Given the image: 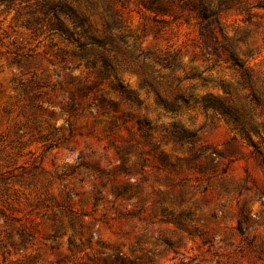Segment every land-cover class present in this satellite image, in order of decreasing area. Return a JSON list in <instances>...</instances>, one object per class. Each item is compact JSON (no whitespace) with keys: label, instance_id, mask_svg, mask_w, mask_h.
<instances>
[{"label":"rangeland","instance_id":"rangeland-1","mask_svg":"<svg viewBox=\"0 0 264 264\" xmlns=\"http://www.w3.org/2000/svg\"><path fill=\"white\" fill-rule=\"evenodd\" d=\"M109 1L103 75L46 0H0V264H264V0H212L207 48L195 15Z\"/></svg>","mask_w":264,"mask_h":264},{"label":"trees","instance_id":"trees-1","mask_svg":"<svg viewBox=\"0 0 264 264\" xmlns=\"http://www.w3.org/2000/svg\"><path fill=\"white\" fill-rule=\"evenodd\" d=\"M46 6L52 14L48 26L53 34H59L70 43H73L79 50L81 56L88 59V63L96 66L101 62L103 75L109 74L115 70L112 60H110L103 52L110 51L107 49L109 44L117 42L115 32L121 29L118 13L113 12L114 5L109 0H46ZM121 7H126L129 0H114ZM131 1V0H130ZM136 6L144 8L146 11L154 13L158 16L177 17L178 11L184 14L188 12L200 19L201 37L205 48L208 47L207 36H210L209 22L218 14L212 8V0H134ZM101 5L103 19L106 25V35L100 36L90 22L89 13ZM64 16L73 21L74 27H68ZM158 24L164 23L162 20H156ZM80 29V30H79ZM118 40L123 41L124 36H120ZM96 48L100 49L97 50ZM94 59H91V58ZM231 60L235 66L242 68V62L236 53L231 54ZM123 93L127 92V88L119 83L118 86ZM204 109L221 112L225 117H231L234 123L239 122L238 115L225 101H215L211 96L204 100ZM241 132L248 138L249 133L246 129ZM253 143V141H251ZM254 144V143H253ZM257 149L256 145H254Z\"/></svg>","mask_w":264,"mask_h":264}]
</instances>
